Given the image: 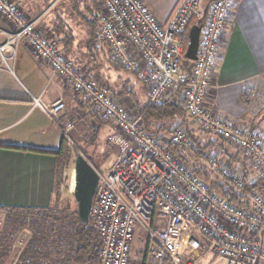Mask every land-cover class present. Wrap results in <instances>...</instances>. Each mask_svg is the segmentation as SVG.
<instances>
[{
  "label": "built area",
  "instance_id": "2783aa9c",
  "mask_svg": "<svg viewBox=\"0 0 264 264\" xmlns=\"http://www.w3.org/2000/svg\"><path fill=\"white\" fill-rule=\"evenodd\" d=\"M97 1L98 38L107 45L111 64L136 75L145 85L146 104L180 99L201 131L243 151L257 171L256 182L264 187L263 130L220 114L211 94L219 50L238 0L210 4L190 70L184 35L193 18L204 17V0H180L166 25L142 0ZM0 18L13 30L0 44L2 56L24 40L71 87L74 96L116 128L110 143L118 147V155L109 173L99 172L90 212L89 224L101 240L96 264H130L137 227L146 236L145 264H198L201 257L193 256L202 250L215 253L223 264H264V193L245 191L249 182L242 171L210 149L196 152V141L183 119L177 120L168 137L148 133L144 114L126 108L86 76L16 0H0ZM41 107L54 120L66 109L61 100ZM77 121L78 117L69 118L60 126L70 148L75 145L71 133ZM194 165L205 166L246 203H234L212 191ZM65 190L66 183L61 186V192ZM2 218L0 212V222ZM27 241H15L17 255Z\"/></svg>",
  "mask_w": 264,
  "mask_h": 264
},
{
  "label": "crops",
  "instance_id": "0c3cea01",
  "mask_svg": "<svg viewBox=\"0 0 264 264\" xmlns=\"http://www.w3.org/2000/svg\"><path fill=\"white\" fill-rule=\"evenodd\" d=\"M16 1L31 19L38 20L49 37L64 38L61 34L63 26H58L51 14L54 3L49 4L45 11L33 15L27 12L21 1ZM142 1L162 25L170 21L180 2ZM74 2L78 8L76 5L72 7L73 13L84 29L85 38L81 43L75 42V38L66 43L73 49L71 59L84 71L86 65L91 68V76L96 77L114 97L132 98L137 107L142 108L147 103L145 85L136 75L111 64L108 47L101 44L96 47V60L102 62L101 66L87 54V18L96 22L100 5L92 0ZM207 2L203 1L204 11ZM69 19L73 20L72 17ZM61 22L65 25L66 18ZM12 32L10 25L0 18V44L5 43ZM57 46L64 51L63 44ZM137 87L141 88L143 96H140ZM244 92L251 95L248 104L242 102ZM211 94L220 114L239 125L258 127L264 132V0H238L233 6L225 42L219 50ZM58 100L65 102L66 109L54 120L41 105H51ZM72 116L87 124L96 115L74 96L71 87L55 74L49 64L37 58L24 40L13 48H7L3 56L0 54V207L45 208L51 205L56 188V157L10 146L58 150L63 138L60 126ZM183 125L195 137L197 147L216 152L235 169L242 171L249 183H258L257 171L241 149L201 131L189 116ZM144 255L141 264L147 261L146 252ZM199 256L198 264H223L213 252L202 250L193 257ZM18 260L19 255L10 253L3 262L0 260V264H16Z\"/></svg>",
  "mask_w": 264,
  "mask_h": 264
},
{
  "label": "trees",
  "instance_id": "16d2710c",
  "mask_svg": "<svg viewBox=\"0 0 264 264\" xmlns=\"http://www.w3.org/2000/svg\"><path fill=\"white\" fill-rule=\"evenodd\" d=\"M215 0H208V6L203 18H193L185 32V47L189 42V31L192 26H203L210 4ZM78 8L77 3L75 4ZM89 26L88 52L92 61L97 62L94 55L96 47L101 43L97 35L96 22L87 18ZM74 41L73 36H65L63 39H54L56 45L63 44L64 52L67 56H72L73 49L66 43ZM65 44V45H64ZM70 58V57H69ZM91 62V59L88 58ZM193 62L186 60L187 69L190 70ZM117 68H120L116 66ZM85 75L94 79L99 86L109 93L100 81L91 76V68L85 69ZM110 94V93H109ZM114 97V94L111 93ZM117 98V97H115ZM250 94L243 93L242 102L249 103ZM139 111L144 114V124L146 131L150 134H160L168 132L169 124L175 123L178 119L188 117L183 102L176 97H168L155 105L145 104ZM158 127V128H157ZM10 148L54 155L56 164V188L53 202L45 208H7L0 207V212L5 216V228L0 231V260L3 262L10 254L11 235L18 229L27 227L30 230V238L25 249L19 255L16 264H96L99 260L101 240L90 224L84 225L80 222L78 208L72 210L65 199L61 186L68 181L65 172L69 169L74 150L68 146L66 139L62 138L61 146L58 150L49 151L25 146H10ZM196 152L201 148L198 146ZM193 155V154H192ZM195 166V165H194ZM196 167V166H195ZM202 179L210 184L211 190L218 193L225 199L234 203L243 204L246 201L240 193L231 189H225L218 176L209 171L205 166L195 168ZM258 190L264 193L262 184L247 183L245 191Z\"/></svg>",
  "mask_w": 264,
  "mask_h": 264
},
{
  "label": "rangeland",
  "instance_id": "374dc122",
  "mask_svg": "<svg viewBox=\"0 0 264 264\" xmlns=\"http://www.w3.org/2000/svg\"><path fill=\"white\" fill-rule=\"evenodd\" d=\"M21 1L23 7L27 10L28 13L34 15V13H39L41 11H45L48 8V5L54 3V10L51 12L56 19L55 22L58 26H63V30L61 34L65 36H73L75 38V42L81 43L84 40V29L80 27V23L77 22L75 15L73 13L72 7L75 6V2L73 0H19ZM95 1L98 4L97 0ZM69 17H72L73 20H70ZM66 18L67 22H64L65 25H62V19ZM69 19V20H68ZM87 36V34H86ZM101 45L107 48V45L103 42ZM95 55V54H94ZM96 56V55H95ZM68 57L71 58L69 55ZM97 57V56H96ZM122 70V68H119ZM124 71V70H123ZM128 73V72H127ZM61 78V77H60ZM62 79V78H61ZM63 80V79H62ZM137 90L140 92V96H143L144 93H141V88L137 87ZM119 100L123 106L126 108L136 111H139V108L135 104L136 102L129 97L116 98ZM141 104V103H140ZM73 118L70 117V119ZM177 122H173L169 124L168 132L164 133L163 136L168 137L170 132ZM115 126L105 120H102L98 115L95 116V119L85 124L84 121H77L71 136L75 142L74 147L72 149L73 152V160L72 163L65 172V178L68 177V181H66V190L63 192L65 199H67V203L72 210L78 208L77 201L74 196V186H75V157L77 153L81 152L85 155V157L92 163V165L102 174H107L110 172L113 164L118 155V147H115L110 143V136L115 132ZM195 138V137H194ZM5 216L3 215L2 221L0 222V231L5 228ZM30 230L27 227L18 229L16 232H13L11 235V245H10V253L17 254V250H13V245L15 241L19 238H24L28 240L30 238ZM146 236L143 230L140 227L136 228V233L134 237V242L131 251V262L130 264H141L144 260V254L146 250Z\"/></svg>",
  "mask_w": 264,
  "mask_h": 264
},
{
  "label": "water",
  "instance_id": "95a60500",
  "mask_svg": "<svg viewBox=\"0 0 264 264\" xmlns=\"http://www.w3.org/2000/svg\"><path fill=\"white\" fill-rule=\"evenodd\" d=\"M201 30L202 26L194 25L189 31L186 58L191 61L197 59ZM74 165L75 186L73 193L78 205V216L82 224L88 225L100 173L81 152L77 153Z\"/></svg>",
  "mask_w": 264,
  "mask_h": 264
}]
</instances>
